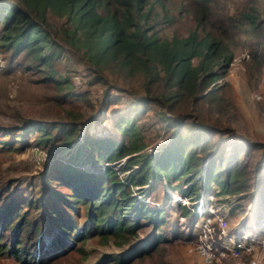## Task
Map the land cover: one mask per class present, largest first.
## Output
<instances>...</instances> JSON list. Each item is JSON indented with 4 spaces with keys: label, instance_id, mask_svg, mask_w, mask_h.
I'll use <instances>...</instances> for the list:
<instances>
[{
    "label": "trees",
    "instance_id": "trees-1",
    "mask_svg": "<svg viewBox=\"0 0 264 264\" xmlns=\"http://www.w3.org/2000/svg\"><path fill=\"white\" fill-rule=\"evenodd\" d=\"M255 2L251 0L241 11L226 15L218 0H179L176 14L185 16L189 25L182 33L173 30L167 38L159 37L157 31L165 25L172 27L174 16L168 10L171 0H0V56L7 60L21 56L29 68L51 72L50 59L54 54L46 50L57 43L49 33L52 29L47 15H50L62 19L60 27L53 30L55 39L63 46L80 50L97 74L103 69L124 77L140 74L146 92L157 86L156 97L165 107L163 119L181 101H187L190 110L204 101L205 110L226 118L229 104L217 88H211L233 59V49L243 50L255 44L263 24ZM241 37L243 41L239 40ZM250 54L252 61L246 63L247 71L258 66L260 71L264 60L257 61L254 51ZM186 116V113L175 116L171 122L174 133L156 156L131 155L139 152L142 145L134 142L124 145L84 133L81 139L87 153L80 162H76L80 149L69 151L74 135L72 129H67L68 124L24 122L19 127L0 128V152L20 151L32 134L33 145L52 149L48 155L52 160L41 172V185L47 190L52 184L64 189L56 196L48 191L50 201L30 200L31 205L42 211L39 223L47 224L46 230H41L37 219L27 221L25 213L13 217L17 209L0 205V231L17 221L0 244V254L3 252L20 264H43L73 249L74 244L81 245L86 239L97 237L100 243L112 240L118 246L126 244V249L112 261L130 264L149 257L167 242L163 229L167 211L163 206L137 201L130 195V186L139 191L147 186L142 191L149 196L153 183L164 182L171 187L172 182L195 173L197 178L193 181L189 177L183 192L190 198L196 197L198 191L206 197L212 185L218 187L215 195L211 193L218 204L224 203L226 196L247 193L249 181L244 167H237L235 152H231L232 158L225 167L220 146L209 147L211 154L199 157L194 147L200 152L205 150L198 144L209 141L204 136L207 133H201L197 125L186 124ZM184 124L186 134L181 131ZM237 148L246 151L243 145L233 147ZM61 152H68L67 159L54 160L52 154ZM124 157L121 171H129L127 183L121 182L110 167ZM96 163L99 171L82 169L86 165L95 167ZM132 166L137 168L131 170ZM258 196L260 201L264 200L263 184L258 187ZM51 200L70 215H76L82 208L80 229L53 209ZM17 208V212H22ZM181 209L182 217L189 216L190 221L195 218L190 210ZM145 230L149 232L138 238L137 232ZM178 236L179 233H174L170 238ZM74 249L81 252V247ZM109 262L110 256H103L95 264Z\"/></svg>",
    "mask_w": 264,
    "mask_h": 264
},
{
    "label": "rangeland",
    "instance_id": "rangeland-1",
    "mask_svg": "<svg viewBox=\"0 0 264 264\" xmlns=\"http://www.w3.org/2000/svg\"><path fill=\"white\" fill-rule=\"evenodd\" d=\"M218 1L226 15H233L246 5H250L251 0ZM178 2L179 0H171V4L169 3L168 10L174 16V21L172 27L165 25L157 31L159 37L168 38L173 30L182 33L187 29L189 21L185 16L176 14L175 5ZM254 4L260 13L259 18L263 21L255 44L243 50L233 49V59L226 65L223 76L215 81L211 88H217L218 93L229 104L227 114L224 115L226 118L212 114L209 109L205 110L207 106L204 101L197 103L191 110L187 101H181L177 106L174 105L169 116L164 114L163 119L161 113L165 111V107H162L156 97V92L159 91L157 86L146 92L140 74L124 77L110 69H103L97 74L88 66L80 50L63 46L55 39L53 30L60 27L62 19L50 15H47V23L52 30H48L53 35V41L56 40L57 43L46 50L54 54L50 59L51 72L47 71V74L43 68L38 70L29 68L21 56L13 60L0 56V128L19 127L24 122L68 124L67 129H72L74 135L69 151L80 149L76 162L86 157L87 149L81 139L84 133L92 138L107 137L124 145L132 142L135 145H142L139 152L131 155L156 156L174 133L171 122L176 115L181 116L184 113L187 115L186 124L197 125L201 133H207L203 135L208 137L209 141L198 144L199 148L205 150L200 152L194 147L199 157L203 156V153H206V156L210 155L209 147L218 149L220 146L222 167H225L232 158L231 152H235L237 167H244L250 188L247 193L240 194L241 196H226L222 201L224 203L212 202L209 206L213 209L214 215L208 214L204 217L205 214H202L201 217H196L195 221H190L189 216L181 215V207L189 211L194 204L195 197L192 196V200L189 201L185 198L188 194L183 195V192L187 189L186 182L189 181V177H192L193 181L197 178L195 173H188L172 182V189L164 182L153 183L149 196H144L142 191L147 186H143L141 191L130 186V195L137 201L148 202L157 207L163 206L167 211L166 224L163 227L167 242L160 244L149 257L135 259L130 264H203L198 254L202 242L212 244L213 241H220L217 237L222 238V234L226 236L239 234V230H249L250 224H256L260 217L264 218V200L260 201L258 196L259 185L264 186V66L262 64L260 71L259 66L252 68L251 71H247L246 67L252 61L251 51L256 53L257 61L264 60V0H256ZM239 40L243 41L244 38L241 37ZM243 53H247L249 59L243 60ZM186 124L181 126L184 134L187 132ZM54 132L55 130L50 131L52 135ZM34 137V134L28 136L27 144L23 145L20 151L0 152V205L7 204L8 207L17 209L13 217L25 213L27 221L37 219L39 223L42 211L31 205L33 203L32 201L30 203V200L43 198L48 201L51 198L48 191L58 195L64 189L52 184L47 190L41 185L43 166L51 162L52 159L50 160L48 155L53 150L33 145ZM16 145L17 142H14L13 147ZM237 145H243L246 151L239 148L234 150L233 147ZM35 148L38 151L34 152ZM67 153L52 154V157L54 160H66ZM125 158L111 164L110 167L115 169L121 182L127 183L126 177L130 173L121 171ZM205 162L206 159L201 166ZM97 165V163L95 167L86 165L82 169L96 172L99 171ZM136 168L137 166H132L131 170ZM217 189L216 185H212L210 192L217 193ZM177 197H180L178 203L173 202L172 199L175 200ZM23 200L27 203L21 202ZM51 201L53 209L71 219L80 229L84 218L82 208L76 215H70L54 200ZM17 207L22 212H17ZM15 225L17 221L4 227V231L1 229L0 244H3L5 235ZM206 225L208 232L203 234L202 230H205L203 227ZM39 226L41 230L49 228L47 224L41 222ZM262 226L264 231V220ZM148 232L138 231L137 237L141 238ZM174 233H179V236L170 238ZM77 246L81 247V252L74 249ZM73 247L65 254L43 264H95L103 256H110L108 264H116L112 259L125 250L127 245L118 246L112 240L100 243L97 237H91L81 245L74 244ZM226 250L228 251L222 253L217 248H212L214 253L212 264H247L253 257H260L264 264V248L245 246L238 251L230 247ZM0 264L20 263L2 252Z\"/></svg>",
    "mask_w": 264,
    "mask_h": 264
},
{
    "label": "built area",
    "instance_id": "built-area-1",
    "mask_svg": "<svg viewBox=\"0 0 264 264\" xmlns=\"http://www.w3.org/2000/svg\"><path fill=\"white\" fill-rule=\"evenodd\" d=\"M242 59L243 60L249 59V55L247 53H243ZM36 151L38 150L35 148L34 152ZM185 198L188 199L189 201L192 200L189 196L186 195ZM172 200L173 202L178 203L177 201L180 200V197H177L175 198V200L174 199ZM193 201L194 204L192 205V207H190L189 210L195 215V218L193 219L194 221L197 220L196 217L198 216L201 217L202 214L203 215L205 214L204 217L207 216L208 214L214 215L213 209H210L209 206L212 204V202H214V196L212 194H209L204 198V194L202 193V191H199V195H197L193 199ZM263 220L264 218L262 217L260 220L256 222V224H250V227H248L249 230L247 229H244L243 231L239 230L238 231L239 234L237 233L229 236L222 234L221 236L222 238L217 237V239L220 241L217 240L216 242L213 241L212 244L209 242L208 244L206 242H202L199 246L198 254L201 256L203 264H212V259L214 257L212 248H217L222 253L228 251L226 249H228L229 247L234 251H238L239 249H242L245 246L246 247L256 246L259 248H264V231L262 229ZM203 228H205V230H202V233L206 234L208 232V225H206ZM247 264H262V260L260 259V257H253L248 261Z\"/></svg>",
    "mask_w": 264,
    "mask_h": 264
},
{
    "label": "clouds",
    "instance_id": "clouds-1",
    "mask_svg": "<svg viewBox=\"0 0 264 264\" xmlns=\"http://www.w3.org/2000/svg\"><path fill=\"white\" fill-rule=\"evenodd\" d=\"M124 160V159H123Z\"/></svg>",
    "mask_w": 264,
    "mask_h": 264
}]
</instances>
